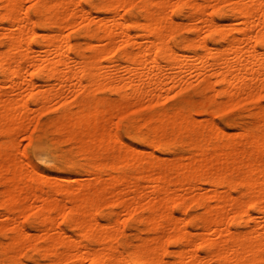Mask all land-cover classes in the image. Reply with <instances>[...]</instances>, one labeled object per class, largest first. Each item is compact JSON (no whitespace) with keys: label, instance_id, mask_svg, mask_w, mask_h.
I'll use <instances>...</instances> for the list:
<instances>
[{"label":"bare ground","instance_id":"bare-ground-1","mask_svg":"<svg viewBox=\"0 0 264 264\" xmlns=\"http://www.w3.org/2000/svg\"><path fill=\"white\" fill-rule=\"evenodd\" d=\"M263 100L264 0H0V264H264Z\"/></svg>","mask_w":264,"mask_h":264},{"label":"rangeland","instance_id":"rangeland-1","mask_svg":"<svg viewBox=\"0 0 264 264\" xmlns=\"http://www.w3.org/2000/svg\"><path fill=\"white\" fill-rule=\"evenodd\" d=\"M264 101V100H263ZM247 110H245V109H239V110H236V111H234V112H232V113H230V114H228V115H226V116H218L217 117V120L218 121H220V122H224L225 120H231V121H240V120H245V118H246V112ZM202 117H204V116H202ZM205 118V117H204ZM230 132H236V130L235 129H233V128H230V129H228V133L230 134ZM28 142V140L27 139H21V150L22 149H24L25 147H27V143ZM173 155H167L166 156V158H167V160H169L168 158H170V157H172ZM29 157H30V159L31 160H33V161H35V155H33V154H29ZM174 158V156L172 157V159ZM36 161H37V159H36ZM170 161V160H169ZM73 169H75V168H73ZM87 183V182H86Z\"/></svg>","mask_w":264,"mask_h":264}]
</instances>
